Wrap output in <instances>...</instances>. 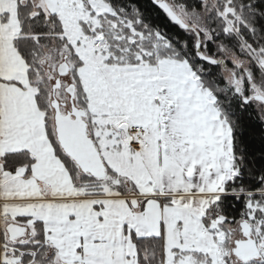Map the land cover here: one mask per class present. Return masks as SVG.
<instances>
[{"label": "snow or ice", "instance_id": "1", "mask_svg": "<svg viewBox=\"0 0 264 264\" xmlns=\"http://www.w3.org/2000/svg\"><path fill=\"white\" fill-rule=\"evenodd\" d=\"M0 264H264V0H0Z\"/></svg>", "mask_w": 264, "mask_h": 264}]
</instances>
